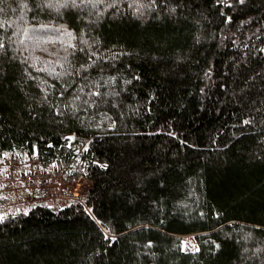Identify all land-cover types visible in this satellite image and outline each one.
Wrapping results in <instances>:
<instances>
[{"label": "trees", "instance_id": "trees-1", "mask_svg": "<svg viewBox=\"0 0 264 264\" xmlns=\"http://www.w3.org/2000/svg\"><path fill=\"white\" fill-rule=\"evenodd\" d=\"M26 2L0 5V160L86 189L19 193L0 264H264V0H105L79 18ZM61 24L99 53L87 70Z\"/></svg>", "mask_w": 264, "mask_h": 264}, {"label": "snow or ice", "instance_id": "snow-or-ice-1", "mask_svg": "<svg viewBox=\"0 0 264 264\" xmlns=\"http://www.w3.org/2000/svg\"><path fill=\"white\" fill-rule=\"evenodd\" d=\"M115 2H116V0H114V3ZM137 2H138V0H132V3H137ZM216 2L217 3H225V4H228L229 6H231L233 3V0H216ZM236 2L238 4H244L245 0H236ZM132 3H130L128 5V7H132ZM3 4H5V0H0V5H3ZM33 4H34V7L36 9H39L41 11L46 10V9L47 10H54L59 16H61V18H63V15L65 12L74 13L79 18L80 12L85 8L96 9V8H98V6L100 4H105V7H111L112 6V5L106 4L105 0H33ZM155 6H156V0H151V2L148 4V7H150V8L155 7ZM23 7L24 8L28 7L26 0H23ZM2 10L3 9L0 8V11H2ZM170 11L175 12V8H170ZM96 14L99 15V12H97ZM226 19L228 21H231L232 17L227 16ZM5 23H6V21L0 20V28H3L5 26ZM29 27H31V25H28V26L24 27V29H23V33H24L25 37L28 36V28ZM38 27L44 28L47 26L46 25H39ZM60 27L64 28L63 35H66L70 38L69 44H70V47L73 51L71 53H68V55L74 56L76 51H80V52L85 53L86 59L84 60V62L80 63L78 61V63H79L80 69L87 70L91 66L90 62L95 63V61H93V57L99 58V53L91 52L89 54V52H86L83 47H78V45L76 43H71L72 40H75L77 38L76 33L73 31V29H71L70 27H68L65 24H61ZM84 43L86 44L87 41H84ZM260 51L264 52V48H261ZM6 55H7V50L5 49L4 42H3V40H0V56H6ZM104 58L107 59V57H104ZM103 71H104L103 68L99 69V72L102 73ZM0 73H3L2 68H0ZM135 78L139 79V77H135ZM108 79L110 81H114L115 77L111 76ZM126 82H130V81H126ZM89 85L94 87V91L91 93V95L100 97L102 95L107 94V93H101L99 91V88L101 87V85L99 84V81L90 80ZM79 90H80V92H84V87H81ZM201 91H203V89H201ZM114 94L119 95V93H114ZM62 95H63V93H62ZM74 99L78 100V99H80V97L76 96V97H74ZM84 103L88 104L89 101L86 100V101H84ZM91 103L93 105H95V104L99 103V101H91ZM85 110H87V109H85ZM242 123L245 125H252L254 123V119L245 118L242 121ZM261 123H264V119L261 120ZM113 125H114V121L109 124V127H112ZM170 134L176 135L175 132H172ZM4 155H8V154L4 153ZM93 218L95 219V217H93ZM3 219H4V214L0 213V221H2ZM257 227H260V226L258 225ZM111 239L115 240L116 237L112 236ZM148 244L151 245L152 241H148ZM217 247H219V245H217ZM193 250H195V248Z\"/></svg>", "mask_w": 264, "mask_h": 264}, {"label": "built area", "instance_id": "built-area-1", "mask_svg": "<svg viewBox=\"0 0 264 264\" xmlns=\"http://www.w3.org/2000/svg\"><path fill=\"white\" fill-rule=\"evenodd\" d=\"M12 164H14V166H12ZM19 166H20L19 160L10 159V158L8 159V162L6 164L4 165L0 164V174H2L3 172L6 174L7 177L6 181L0 179V183L3 182L4 184L3 191L6 192L16 191V193L21 192V195L27 196L25 200L27 203L33 202L34 197L36 196H37L36 198L46 201H54L56 199L65 200L63 198L66 197H69L71 200L76 199L82 201V197L84 196L86 189L85 181L82 177L74 181L66 182L61 178L60 174H58L56 170H53L51 172L37 173L31 170L21 171L19 170ZM5 168L8 171L4 172ZM21 173L23 174L21 175ZM19 177L25 179L26 185L24 187L30 193L29 195L23 193L22 189H17L15 185L16 181L14 182L13 178L17 180V178ZM30 183L34 184V186L33 187L28 186ZM77 187L79 189L78 191L79 195H77L76 192ZM51 189H57L61 193H65V195H61L59 197L52 196L50 193Z\"/></svg>", "mask_w": 264, "mask_h": 264}, {"label": "rangeland", "instance_id": "rangeland-1", "mask_svg": "<svg viewBox=\"0 0 264 264\" xmlns=\"http://www.w3.org/2000/svg\"><path fill=\"white\" fill-rule=\"evenodd\" d=\"M9 159V156H7V157H5V159L3 158V159H1L0 160V164H6L7 162H8V159ZM10 159H17V160H19V158H17V157H15V156H12V157H10ZM6 162V163H5ZM11 162H13V161H11ZM19 162H20V166H19V170H20V167H21V163L23 164V162L22 161H20L19 160ZM12 166H14V164H12ZM4 171H8L6 168L4 169ZM3 173V172H2ZM5 173H3V174H0V179H2V180H4V181H6L7 180V177H6V174L4 175ZM23 173H21V175H22ZM25 175V174H24ZM4 177V178H3ZM22 177V176H21ZM21 177H19V178H17V180H15L14 178H13V181L15 182L16 181V183H15V185H16V187H17V189H22V192L23 193H26L27 195H29L30 193L28 192V190H26V188L24 187L25 185H26V182H25V179H23V178H21ZM0 188H4V185H3V182H2V184L0 183ZM28 186H30V187H33L34 186V184H29ZM1 191V190H0ZM3 191V190H2ZM78 191H79V189H78V187L76 188V192H77V195H79L78 194ZM6 192V191H5ZM14 192H15V194H14ZM2 193H4V191L2 192ZM12 193L13 194H11L12 196H10L9 197V199H7V201H4L3 203H2V206H0V212L1 213H6V212H8V211H10L11 209H15V208H17V206H19L18 204H19V193H21V192H18V193H16V191H12ZM50 193H51V195L52 196H56V197H59V196H61V195H65V193H61L59 190H57V189H51V191H50ZM20 197L22 198L23 196L22 195H20ZM10 198H12V199H10ZM63 199H65V200H62V199H56V204H58V205H63L65 202H68V201H70L71 199L69 198V197H66V198H63ZM55 201V200H54ZM21 203H27L26 201H22V202H20V204ZM4 205V206H3ZM3 207H5V208H3ZM26 209V207L25 208H23V210H25ZM183 239H184V243H185V245L188 247V248H190L191 250H193L194 248H195V250H193V251H197L198 250V245L194 242V237L192 236V235H187V236H184L183 237Z\"/></svg>", "mask_w": 264, "mask_h": 264}, {"label": "bare ground", "instance_id": "bare-ground-1", "mask_svg": "<svg viewBox=\"0 0 264 264\" xmlns=\"http://www.w3.org/2000/svg\"><path fill=\"white\" fill-rule=\"evenodd\" d=\"M13 156H14V155H13ZM4 159H5V158H4ZM7 159H8V158H7ZM19 159H20V158H19ZM21 159H22V158H21ZM34 159H35V158H34ZM25 160H26V159H25ZM27 160H28V159H27ZM21 161H22V160H21ZM33 161H34V160H33ZM28 162H29V161H28ZM28 162H26V163H28ZM24 163H25V162H24ZM39 165H40V163H39ZM37 166H38V165H37ZM37 168H39V166H38ZM22 169H23V168H22ZM22 169H21V171H23ZM39 169H40V168H39ZM26 170H27V169H26ZM4 172H5V171H4ZM2 174H3V173H2ZM4 175H5V174H4ZM3 178H4V177H3ZM1 184H2V183H1ZM3 185H4V184H3ZM0 186H1V185H0ZM1 192H3V191L1 190ZM4 193H6V192L4 191ZM8 193H9V192H8ZM2 195H5V194L2 193ZM6 195H8V194H6ZM3 197H5V196H3ZM1 198H2V197H1ZM8 198H9V197H8ZM6 199H7V198H6ZM1 200H2V199H1ZM1 200H0V201H1ZM3 200H4V199H3ZM5 201H7V200H5ZM1 205H2V204H1ZM3 206H4V205H3ZM3 208H5V207H3ZM0 211H1V210H0Z\"/></svg>", "mask_w": 264, "mask_h": 264}, {"label": "water", "instance_id": "water-1", "mask_svg": "<svg viewBox=\"0 0 264 264\" xmlns=\"http://www.w3.org/2000/svg\"><path fill=\"white\" fill-rule=\"evenodd\" d=\"M74 136H72V138H73Z\"/></svg>", "mask_w": 264, "mask_h": 264}]
</instances>
